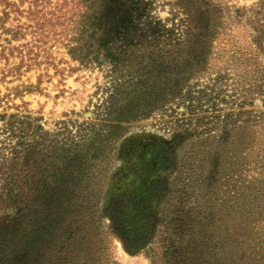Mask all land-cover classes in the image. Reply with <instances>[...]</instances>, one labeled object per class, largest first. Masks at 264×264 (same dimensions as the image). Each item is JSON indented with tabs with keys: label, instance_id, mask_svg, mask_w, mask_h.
Wrapping results in <instances>:
<instances>
[{
	"label": "rangeland",
	"instance_id": "1",
	"mask_svg": "<svg viewBox=\"0 0 264 264\" xmlns=\"http://www.w3.org/2000/svg\"><path fill=\"white\" fill-rule=\"evenodd\" d=\"M123 7L118 61L32 29L0 61V264H264V0Z\"/></svg>",
	"mask_w": 264,
	"mask_h": 264
},
{
	"label": "trees",
	"instance_id": "2",
	"mask_svg": "<svg viewBox=\"0 0 264 264\" xmlns=\"http://www.w3.org/2000/svg\"><path fill=\"white\" fill-rule=\"evenodd\" d=\"M23 2H27L28 7L26 10L20 9ZM124 2L125 0H0V61L4 60L7 62L9 57L13 56L16 49L11 46V42L16 41L20 37L22 38L24 36L23 32L27 29L34 30L33 34L39 36L38 38L45 36V38L60 40L63 37L67 43H71L73 40L77 41L84 34H88L89 42L85 44L86 47H92L90 41H94L98 50L105 51V57L108 60L118 61L111 53L108 45L116 38H120L122 43H126L125 32L133 27L131 21L138 19L141 16L140 12H142V10L138 12L134 7L130 9V12H126L123 10ZM121 9L123 11H120ZM22 15H26V19L33 17L32 20L35 21L34 27L25 26L24 24L19 25L18 17ZM9 22H11L10 25L8 24ZM13 22L16 23L14 24ZM150 28L153 29V27ZM97 31L101 33L98 37H96ZM69 34H73V36L70 37L71 35ZM35 42L40 43L41 41ZM20 61L22 62V60ZM154 61L155 59L148 57V63H145V65L138 63L139 69H136V73L138 71L140 76L146 78L148 74L146 70L152 66ZM17 68L12 67L9 72H14ZM144 82L139 81L134 84L143 85ZM134 84L133 86H135ZM123 90L126 93V88ZM0 118H3V116ZM28 161L30 159L26 158L25 163ZM36 163V160L32 161L33 165ZM54 167L58 169L59 178L54 180V183L58 182L56 188L59 191L68 190L67 192H69L72 186L79 183L75 177L65 178L63 181L64 176L61 174L63 173V167L59 165ZM44 174L46 173H37L36 176L40 177L38 181H34V176H32L28 178L29 181L21 182L17 186V189H20L18 197L21 196L20 192L24 190L26 192L31 191L32 187L35 189H33V192L45 193V196H48V178L44 179ZM24 207L27 206L24 204ZM0 239L3 240H0V245H2L4 252L3 255L6 256L7 250L11 249L14 243L9 242V234L6 233L0 232ZM86 249V247H83L85 252ZM57 254H60V252L58 251ZM59 259L58 257L57 261ZM89 261L88 255L85 254L82 264H89Z\"/></svg>",
	"mask_w": 264,
	"mask_h": 264
}]
</instances>
